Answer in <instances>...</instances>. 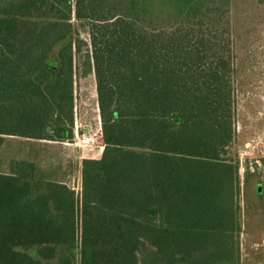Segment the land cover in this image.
<instances>
[{"label": "trees", "instance_id": "obj_1", "mask_svg": "<svg viewBox=\"0 0 264 264\" xmlns=\"http://www.w3.org/2000/svg\"><path fill=\"white\" fill-rule=\"evenodd\" d=\"M230 10L0 0V147L47 126L71 138L75 57L104 143L81 161L79 197L27 160L0 172V264H240Z\"/></svg>", "mask_w": 264, "mask_h": 264}, {"label": "rangeland", "instance_id": "obj_2", "mask_svg": "<svg viewBox=\"0 0 264 264\" xmlns=\"http://www.w3.org/2000/svg\"><path fill=\"white\" fill-rule=\"evenodd\" d=\"M230 16L235 74L228 157L238 169L240 264H264V0H231ZM81 35L86 37L83 32ZM73 65L72 120L75 117L89 124L96 115L94 76L81 74L79 58L75 57ZM44 130V139L5 136L0 147V172H8L11 163L27 160L35 165L36 178L62 180L79 197L81 161L98 159L99 153L73 144V133L71 138L61 139L51 134V128ZM78 228L79 239V218ZM28 253L34 255L33 250ZM76 256L79 259V249Z\"/></svg>", "mask_w": 264, "mask_h": 264}, {"label": "built area", "instance_id": "obj_3", "mask_svg": "<svg viewBox=\"0 0 264 264\" xmlns=\"http://www.w3.org/2000/svg\"><path fill=\"white\" fill-rule=\"evenodd\" d=\"M72 133L74 136V143L90 151L102 153L104 148L102 138V123L99 115L98 105L96 103V115L94 121L89 124H82L77 118L74 117L72 123ZM71 144V143H70Z\"/></svg>", "mask_w": 264, "mask_h": 264}, {"label": "crops", "instance_id": "obj_4", "mask_svg": "<svg viewBox=\"0 0 264 264\" xmlns=\"http://www.w3.org/2000/svg\"><path fill=\"white\" fill-rule=\"evenodd\" d=\"M99 155H101V153L99 154ZM35 166V165H34ZM36 168V167H35ZM35 172H36V170H35ZM43 180H48V179H43ZM50 181H52V180H50ZM54 182H60V183H63V184H65L66 186H68L64 181H62V180H58V181H54ZM69 187V186H68ZM70 188V187H69ZM71 189V188H70Z\"/></svg>", "mask_w": 264, "mask_h": 264}, {"label": "water", "instance_id": "obj_5", "mask_svg": "<svg viewBox=\"0 0 264 264\" xmlns=\"http://www.w3.org/2000/svg\"><path fill=\"white\" fill-rule=\"evenodd\" d=\"M49 131H50V127H47V128H46V132H49Z\"/></svg>", "mask_w": 264, "mask_h": 264}]
</instances>
